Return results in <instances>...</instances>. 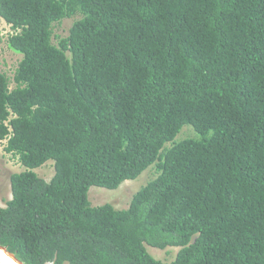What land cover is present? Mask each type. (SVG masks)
Instances as JSON below:
<instances>
[{
	"label": "trees",
	"instance_id": "obj_1",
	"mask_svg": "<svg viewBox=\"0 0 264 264\" xmlns=\"http://www.w3.org/2000/svg\"><path fill=\"white\" fill-rule=\"evenodd\" d=\"M0 19L22 56L0 70L21 165L1 245L25 264H264V0H0ZM151 165L127 208L91 204Z\"/></svg>",
	"mask_w": 264,
	"mask_h": 264
},
{
	"label": "rangeland",
	"instance_id": "obj_2",
	"mask_svg": "<svg viewBox=\"0 0 264 264\" xmlns=\"http://www.w3.org/2000/svg\"><path fill=\"white\" fill-rule=\"evenodd\" d=\"M71 19L64 21V27L67 28ZM63 33V28L57 29ZM12 28L4 20L0 19V70L11 72L16 67L21 55L14 54L4 44V41ZM64 34V33H63ZM190 125H184L180 130L179 135L182 134L184 128ZM187 129L184 133H186ZM183 137V136H182ZM189 137V136H188ZM186 137V138H188ZM180 139V138H179ZM4 141L0 140V204L5 206V202L12 198V190L10 187V174L21 170V165L15 157L4 151ZM35 171L45 180L49 181L55 173L54 162L49 160ZM154 174L153 166H149L147 170L140 174L136 179L126 180L118 188L108 189L99 186H91L89 189V200L92 205H102L104 203H111L117 209L127 208L133 195L144 186ZM151 254L163 261H171L177 253V249L162 250L147 245ZM169 251V252H168Z\"/></svg>",
	"mask_w": 264,
	"mask_h": 264
},
{
	"label": "water",
	"instance_id": "obj_3",
	"mask_svg": "<svg viewBox=\"0 0 264 264\" xmlns=\"http://www.w3.org/2000/svg\"><path fill=\"white\" fill-rule=\"evenodd\" d=\"M0 250L6 253L9 257H11L14 261H16L18 264H25L23 261L18 259L16 255L9 251L7 247L0 244ZM0 264H13L9 260H7L4 256L0 254Z\"/></svg>",
	"mask_w": 264,
	"mask_h": 264
},
{
	"label": "bare ground",
	"instance_id": "obj_4",
	"mask_svg": "<svg viewBox=\"0 0 264 264\" xmlns=\"http://www.w3.org/2000/svg\"><path fill=\"white\" fill-rule=\"evenodd\" d=\"M0 254L4 256L7 260H9L13 264H18L16 261H14L11 257H9L6 253L0 250Z\"/></svg>",
	"mask_w": 264,
	"mask_h": 264
},
{
	"label": "clouds",
	"instance_id": "obj_5",
	"mask_svg": "<svg viewBox=\"0 0 264 264\" xmlns=\"http://www.w3.org/2000/svg\"><path fill=\"white\" fill-rule=\"evenodd\" d=\"M236 25H237V24H236ZM237 28H238V31H239L243 36L246 35L245 31H243L241 28H239L238 25H237Z\"/></svg>",
	"mask_w": 264,
	"mask_h": 264
}]
</instances>
